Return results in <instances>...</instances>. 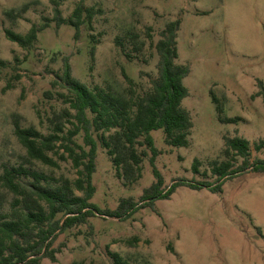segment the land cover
I'll return each instance as SVG.
<instances>
[{"label": "rangeland", "instance_id": "obj_1", "mask_svg": "<svg viewBox=\"0 0 264 264\" xmlns=\"http://www.w3.org/2000/svg\"><path fill=\"white\" fill-rule=\"evenodd\" d=\"M30 2L34 3L23 18L13 21L6 15ZM79 2L65 1L63 16L68 18ZM85 4L98 14L94 29L85 24L77 39L72 26H57L50 0H0V59L7 63L0 67V175L4 165H19L26 156L15 133L17 123L47 135L50 118L69 108L60 96L68 90L58 79L66 58L74 77L90 88L107 87L128 95L129 78L143 95L158 76L154 45L167 23L177 19L181 20L177 62L191 67L184 81L189 95L183 107L194 126L187 148L167 145L162 129L152 132L165 185L178 179L215 182L211 163L225 160V137L249 140L251 160L264 159V149L255 148L264 141V103L258 96V82L264 81V0H85ZM44 24L48 26L31 49L6 36V30L26 34L32 26ZM131 33L145 42L141 53L132 50ZM213 95L224 115L241 121L220 122ZM94 136L99 145L92 202L113 210L122 198L138 201L154 182L149 157L142 178L129 183L118 174L98 134ZM76 141L85 145L84 134ZM51 156L58 168L38 161L28 166L57 179L78 177L71 160ZM195 160L200 162L199 173L193 170ZM241 164L238 158L236 167ZM3 200L8 211L12 195L0 185V212ZM134 237L139 238L137 243L126 242ZM54 246L61 247L57 261L44 258L41 264H112L109 250L132 264H264V173H237L226 180L222 193L181 186L170 199L157 201L156 211L145 208L126 220L97 213L87 224L60 235Z\"/></svg>", "mask_w": 264, "mask_h": 264}, {"label": "trees", "instance_id": "obj_2", "mask_svg": "<svg viewBox=\"0 0 264 264\" xmlns=\"http://www.w3.org/2000/svg\"><path fill=\"white\" fill-rule=\"evenodd\" d=\"M65 1L50 0L57 26H72L77 39L85 24L93 30L98 10L87 7L85 0H80L72 14L65 18L61 9ZM33 3L7 11L6 15L13 21L21 19ZM47 26L34 25L26 34L6 30V36L22 48L31 49L39 33ZM180 28L181 20L177 19L167 23L161 32V38L154 45L159 57L158 76L152 80L151 89L143 95L137 92L135 83L129 78L128 95H120L107 87L90 88L74 77L69 59H65L63 73L58 75V79L68 90L60 96L69 108L50 118L51 131L47 135L34 127L23 128L16 124L15 133L26 150V156L19 165H4L0 175L1 187L12 195L8 211L3 209L5 201H1L0 264H41L44 258L56 262L57 254L61 252V247L54 246L58 237L78 225L87 224L89 218L97 213L126 220L145 208L156 211V202L170 199L181 186L222 193L226 180L237 173L246 170L264 173V159L251 160L249 140L239 136L225 137V160L211 163L215 182L178 179L169 186L165 185L164 175L156 164L161 152L152 132L162 129L167 145L187 148L194 126L190 112L183 107V101L189 95L184 81L191 73V67L177 62ZM129 40L136 54L143 51L146 44L138 34L131 33ZM95 51L96 45L92 47V54ZM127 56L131 55L128 53ZM6 65L0 59V67ZM258 86V96L264 103V81L260 80ZM213 100L220 122L237 124L241 121L240 117L224 115L221 102L214 95ZM71 110H75V114ZM68 124L73 127L68 128ZM81 133L84 134L85 145L76 141ZM94 133L98 134L112 157L118 174L129 183L142 178L143 163L149 157L154 182L144 189L138 201L132 197L122 198L113 210H103L92 202L97 191L93 176L97 170L99 145ZM255 148L262 151L264 141L256 143ZM51 153L59 156V160H71L78 177L74 180L67 177L57 179L28 166L38 161L58 168L60 164ZM238 158L242 159V164L236 167ZM199 165L200 162L195 160V173H199ZM138 241L139 238L134 237L126 242L133 245ZM108 254L112 264H132L117 252L109 250Z\"/></svg>", "mask_w": 264, "mask_h": 264}]
</instances>
